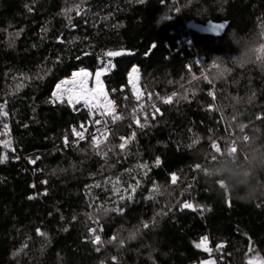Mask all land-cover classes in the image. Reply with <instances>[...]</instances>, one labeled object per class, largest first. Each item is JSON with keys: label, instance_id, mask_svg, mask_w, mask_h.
I'll return each instance as SVG.
<instances>
[{"label": "trees", "instance_id": "16d2710c", "mask_svg": "<svg viewBox=\"0 0 264 264\" xmlns=\"http://www.w3.org/2000/svg\"><path fill=\"white\" fill-rule=\"evenodd\" d=\"M208 23L225 27L213 33ZM262 33L264 0H0V264L264 260V198L218 195L193 155L210 157L213 141L239 150L244 135L264 144V62L249 52ZM133 65L145 90L176 93L172 102L123 119L97 146H72L85 115L50 102L55 84L108 67L102 83L120 99ZM185 202L200 207L181 210ZM98 226L101 245L92 243ZM204 236L215 258L195 246Z\"/></svg>", "mask_w": 264, "mask_h": 264}, {"label": "built area", "instance_id": "2783aa9c", "mask_svg": "<svg viewBox=\"0 0 264 264\" xmlns=\"http://www.w3.org/2000/svg\"><path fill=\"white\" fill-rule=\"evenodd\" d=\"M137 69L138 71L133 72V69ZM80 69H76L71 71L69 74L72 75L73 72L79 71ZM87 70V69H86ZM91 73L89 70H87ZM132 73H135L136 76H133ZM141 69L138 65L131 66L127 71V85H130V92H126L122 90V94L119 98L113 97L110 92L105 88L103 84V91L107 94V100L113 102V108L107 106V101H105L104 96L100 95L98 98L96 96L90 95V104L86 105L83 100L79 104L70 105L67 103V94L65 95V103L67 104L69 110L75 114H84L85 118L79 119L77 122V126L72 127V139L71 145L78 147L85 143H92L93 137L95 136L97 139V144L103 142L111 130L123 119L128 118L132 120L134 123L137 122L140 118L147 117L148 115L154 114L156 109H158V102H164V96L159 93L153 94L151 91L145 92L141 88ZM60 81V80H59ZM58 81V82H59ZM57 82V83H58ZM92 73L87 79L86 88L93 90L94 92H99L98 87H92ZM56 83V84H57ZM56 84L51 92L56 90ZM79 84L78 82L74 85H71L67 88L68 93H76L78 91ZM211 92L214 93L213 90ZM139 96V99H137ZM116 99V100H115ZM95 101L94 104L91 101ZM60 103V102H56ZM52 103V104H56ZM111 113V114H110ZM113 115L121 117L113 121ZM99 123H96V121ZM73 129L77 132H83L84 139H79L74 133ZM206 247L211 249V254L215 258L216 253L214 247L210 246L209 240L206 243Z\"/></svg>", "mask_w": 264, "mask_h": 264}, {"label": "clouds", "instance_id": "9594fccd", "mask_svg": "<svg viewBox=\"0 0 264 264\" xmlns=\"http://www.w3.org/2000/svg\"><path fill=\"white\" fill-rule=\"evenodd\" d=\"M193 155L198 161H204L196 164L218 195L227 194L242 204L264 198V144L257 143V138H250L235 153L225 148L223 154L213 153L210 157L199 151H194Z\"/></svg>", "mask_w": 264, "mask_h": 264}, {"label": "snow or ice", "instance_id": "6c2138e0", "mask_svg": "<svg viewBox=\"0 0 264 264\" xmlns=\"http://www.w3.org/2000/svg\"><path fill=\"white\" fill-rule=\"evenodd\" d=\"M141 3L144 2V0H140ZM79 6H77L78 8ZM29 11H31V8L28 9ZM177 11H179V9H176ZM66 11H71V9H68ZM225 25L224 24H216L214 25V28L213 30L216 31L217 33H219L220 31H222L224 29ZM264 34V33H262ZM249 52H255V53H258L256 55V59L258 61H261V62H264V55H261L260 53H264V44H261L258 48H250L249 49ZM123 53L122 52H115V51H108L105 53L106 56L108 57H115V56H119V55H122ZM87 55V54H86ZM247 55V53H246ZM110 63V62H109ZM107 69L106 68H101V70L97 71L95 73V78H96V82H97V86L99 88V92H94L93 90H90V89H87L86 87H84L87 79L89 78V76L91 75V73H89L86 69H80L79 71H76V72H73L72 73V77L73 79L72 80H65V81H61L60 84H57L56 85V90L52 93V99L50 102L52 103H56V102H60V103H64L65 102V95L67 94V103L70 104V105H75V104H79L81 102V100L84 101V103L86 105L90 104V95L92 96H96L97 98L100 96V95H103L104 96V99L105 101H107V106H110L113 108V111H114V105H113V102L110 101V100H107V94L104 93L103 91V84H102V81L100 80V77L102 75L103 72H106ZM138 71L137 69H133V72H136ZM76 78H79V81H78V84H79V88H78V91L76 93H68L67 89H64V85L66 84H75L77 83V80ZM193 79H195V77H193ZM205 79H207L205 77ZM177 94L176 93H173L172 96H169V97H166L164 98V103H171L172 102V97L176 96ZM209 95L213 96V99H215V95L213 92H210ZM254 96V94H253ZM184 99H187V96L185 95L183 97ZM137 99H139V96H137ZM92 104L95 103V101H91ZM210 109H214L215 106L214 105H210L209 106ZM3 106H0V115H3V116H7V112L3 111ZM156 111H159V109H156ZM111 114V113H110ZM121 117L119 116H116V115H113V121L117 120V119H120ZM259 118V117H258ZM96 123H99V121L97 120ZM241 131H243L244 129V125H241ZM5 128H7V125H5ZM73 133L79 138V139H84V135H83V132H77L75 129H73ZM135 135V133H133V136ZM121 139L123 140L124 138L121 137ZM249 137L247 135H244L242 137V141L244 143H247L249 141ZM195 142H198V141H194ZM68 143V140H67V137H65V144ZM92 143L93 145H96L97 144V139L96 137L94 136L93 137V140H92ZM119 147L121 149H124L125 145L122 143L119 145ZM189 147H191V145H189ZM211 147L212 149L215 151V153L217 154H223V151L218 142L216 141H213L212 144H211ZM227 149L229 150V152L231 153H235L238 151V147H237V142L235 140H232L229 142V146L227 147ZM38 159V157H37ZM7 160V156H4V157H0V163H3ZM30 163H35V160H30L29 161ZM156 164L159 165L160 164V159L159 157H157L156 159ZM139 167L141 168H147V164H141ZM195 169L196 170H199L200 169V165H195ZM176 180H177V177L175 174L172 175V183L175 184L176 183ZM46 183V182H45ZM135 189L133 188V191ZM45 195L47 194L46 192L44 193ZM34 197H29V199H33ZM123 198V197H122ZM130 198V197H129ZM230 203V202H229ZM200 207L198 205L194 206L192 203L190 202H185L182 204L181 206V210L183 209H191L193 211H196L197 208ZM105 212L109 211L107 209L104 210ZM112 211H118V212H122L123 210L122 209H119V208H116V209H112ZM149 225L147 223H145L143 225L144 228H147ZM102 231V229H101ZM37 232L38 234L40 235H46L45 233H41L39 229H37ZM90 232L92 233H95L96 232V229H90ZM135 235V233H132L130 234L129 238H133V236ZM117 237H113L112 240H116ZM208 241V237L207 236H204L201 238L200 242L197 243L195 246L197 248H201L203 247V250L204 251H207V252H210L211 249H209L208 247H206V243ZM109 243H111L112 241H108ZM92 243H94L95 245H101L103 243V241L101 240V236L96 234L94 235V237L92 238ZM124 243V240L121 239L119 240V244H123ZM218 248L220 247L219 245L217 246ZM97 251H99V247H97L96 249ZM251 251V249H250ZM116 257H113V260H115ZM205 264H215V262H208L206 261ZM249 264H251V261L249 262Z\"/></svg>", "mask_w": 264, "mask_h": 264}, {"label": "rangeland", "instance_id": "374dc122", "mask_svg": "<svg viewBox=\"0 0 264 264\" xmlns=\"http://www.w3.org/2000/svg\"><path fill=\"white\" fill-rule=\"evenodd\" d=\"M216 24H222V23H208V24H206L205 26H203L202 28L204 29V30H207V31H210V32H213V33H217L216 31H214L213 30V28H214V25H216ZM221 32V31H220ZM219 32V33H220ZM107 64H110L109 62L110 61H105ZM106 68H108V67H106ZM79 69H82V68H79ZM83 69H85V68H83ZM99 70H101V69H98V70H96L95 72H93L92 73V82H91V86L92 87H98L97 86V82H96V78H95V73L97 72V71H99ZM103 74V73H102ZM224 77H225V71H223V74H222ZM203 76H205V74L203 75ZM206 78H207V80L209 81V77L206 75L205 76ZM141 79H142V75H141ZM100 80L102 81V75H101V77H100ZM142 81V80H141ZM140 81V83H141V88L145 91V92H148L149 90H145L144 88H143V86H142V82ZM123 91H126V92H130V85L128 84L127 85V89L125 90V88L123 89ZM153 94H155V93H159V94H161L160 92H158V91H156V90H154V91H151ZM116 100V99H115ZM159 103H161V102H158V104ZM97 145H99V143L98 144H96V145H92V146H97ZM173 174H175L176 175V177H177V180H178V172H175V173H172V174H170V176L166 179V182H165V185L168 187V188H170L172 185H173V183H172V175ZM177 180H176V182H177ZM101 228L98 226V230H97V232H98V235H100L99 233L101 232V230H100ZM206 261H208V262H213L214 261V259L213 258H208L207 260H204V261H202V264H205V262ZM257 264H264V260H261V259H259V260H257Z\"/></svg>", "mask_w": 264, "mask_h": 264}, {"label": "bare ground", "instance_id": "6f19581e", "mask_svg": "<svg viewBox=\"0 0 264 264\" xmlns=\"http://www.w3.org/2000/svg\"><path fill=\"white\" fill-rule=\"evenodd\" d=\"M76 72V71H75ZM132 75L133 76H136L135 75V73H132ZM73 79V77H72V75H70L69 77H65V78H62L57 84H60L61 83V81H65V80H72ZM76 80H77V82L79 81V78H76ZM87 82V81H86ZM56 84V85H57ZM71 85H74V84H66V85H64L63 87H64V89H67V88H69ZM86 86V83H85V85H84V87ZM75 126H77V125H75ZM72 130V129H71ZM71 134H72V131H71ZM71 139H72V137H71ZM71 139H70V141H69V143L71 142ZM71 144V143H70ZM73 146V145H72Z\"/></svg>", "mask_w": 264, "mask_h": 264}, {"label": "water", "instance_id": "95a60500", "mask_svg": "<svg viewBox=\"0 0 264 264\" xmlns=\"http://www.w3.org/2000/svg\"><path fill=\"white\" fill-rule=\"evenodd\" d=\"M119 52H121V51H119ZM84 56H85V54H84ZM120 56V55H119ZM115 57H117V56H115ZM112 58H114V57H112Z\"/></svg>", "mask_w": 264, "mask_h": 264}]
</instances>
